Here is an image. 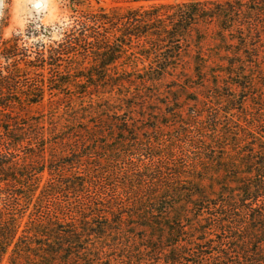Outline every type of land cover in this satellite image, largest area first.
<instances>
[{
    "label": "trees",
    "instance_id": "trees-1",
    "mask_svg": "<svg viewBox=\"0 0 264 264\" xmlns=\"http://www.w3.org/2000/svg\"><path fill=\"white\" fill-rule=\"evenodd\" d=\"M113 1L2 42L0 264H264V0Z\"/></svg>",
    "mask_w": 264,
    "mask_h": 264
},
{
    "label": "rangeland",
    "instance_id": "rangeland-1",
    "mask_svg": "<svg viewBox=\"0 0 264 264\" xmlns=\"http://www.w3.org/2000/svg\"><path fill=\"white\" fill-rule=\"evenodd\" d=\"M40 0H0V50L2 42L9 39L12 34H22L24 37L22 43L27 50V58L34 61L39 57H43V63L39 64V68L27 71L29 73L27 79H19L21 82H50L54 81L52 73H63L69 77L67 83H81L77 78L72 77L75 73L74 66H69L71 60L78 61L76 56L62 57L63 61L58 62V67H50L46 63L50 50L55 49L61 39L68 34V31L75 24L77 19V5L81 3V8L85 10L97 9L99 7L110 8L115 4L113 0H45V6L42 8H34L33 3ZM78 3V4H77ZM76 4V5H75ZM34 29V34L31 30ZM208 33L212 27H200ZM23 38V37H22ZM85 65V63H82ZM76 67V65H75ZM35 74L32 75V73ZM74 71V72H73ZM42 76H39V75ZM48 98V96H47ZM45 98L44 104L37 107L35 111L39 112L44 107L48 99ZM189 105V103H186ZM139 119V118H137ZM168 121V120H167ZM180 162L185 163L186 160L181 157Z\"/></svg>",
    "mask_w": 264,
    "mask_h": 264
},
{
    "label": "water",
    "instance_id": "water-1",
    "mask_svg": "<svg viewBox=\"0 0 264 264\" xmlns=\"http://www.w3.org/2000/svg\"><path fill=\"white\" fill-rule=\"evenodd\" d=\"M41 6H42L41 1H36V2L33 3V7L34 8H40Z\"/></svg>",
    "mask_w": 264,
    "mask_h": 264
},
{
    "label": "bare ground",
    "instance_id": "bare-ground-1",
    "mask_svg": "<svg viewBox=\"0 0 264 264\" xmlns=\"http://www.w3.org/2000/svg\"><path fill=\"white\" fill-rule=\"evenodd\" d=\"M41 1V3H42V6L40 7V8H42V7H44L45 6V0H40Z\"/></svg>",
    "mask_w": 264,
    "mask_h": 264
}]
</instances>
